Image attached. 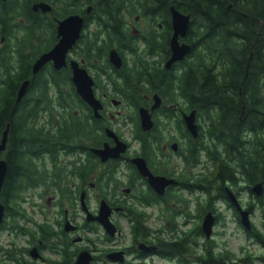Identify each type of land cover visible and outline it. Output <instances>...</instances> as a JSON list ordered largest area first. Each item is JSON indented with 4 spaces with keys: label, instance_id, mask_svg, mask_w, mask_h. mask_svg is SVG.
I'll return each mask as SVG.
<instances>
[{
    "label": "flooded vegetation",
    "instance_id": "flooded-vegetation-1",
    "mask_svg": "<svg viewBox=\"0 0 264 264\" xmlns=\"http://www.w3.org/2000/svg\"><path fill=\"white\" fill-rule=\"evenodd\" d=\"M41 2L48 3L50 8L43 10L37 6ZM171 4L166 6L165 12L155 10L152 13L139 9L129 13L127 7L131 6L121 4L118 15L123 34L118 40L113 33H107L105 16L96 0H0V51L13 54L22 38L24 52L32 57L27 68L29 75L22 79H29V83L20 100L28 101L29 98L32 103L37 102L39 108L33 123L45 125L40 119L46 109L43 97H40V84L35 85L32 80L35 81L46 68H53L65 73L70 89L80 98L81 101L73 102L72 112L76 116L86 114L88 128L85 137L76 133L72 150H24L19 161L20 171L11 178L13 150H6L7 143L5 149L0 150V159H4L7 165L0 193L8 177L12 185L7 201L0 196L4 206L0 220V264H73L82 251L89 253L90 264H157L156 258L170 260L173 264H192L196 258L187 248L174 253L171 247L158 242L159 236L172 237L173 227L178 232L188 230L189 227L179 226L175 219L182 217L181 224L187 223L188 216L197 217L201 230L195 254L200 255L199 263L209 245L214 253L229 255L231 264H247L242 258L250 254L246 249L238 254L228 247L217 246L220 242L213 238L217 231L214 225L224 219L222 227L225 232L229 219L225 211L228 210L235 228L241 227L246 238L257 240L251 219L257 204L253 205L251 196H261L264 185L262 182L263 191L259 195L251 190L253 183L248 189L243 180L240 186L226 181L223 195L216 183L208 189L204 185L190 186L194 171L203 174L205 166L210 165L205 150H198L199 157L192 166L193 173H190V137H198L204 130L205 121L196 107H189L184 90L190 86L194 90L200 88L202 74L197 70L191 82L187 78L192 68L201 65L202 47L195 40L198 22L190 12L174 4L181 12L189 13L186 33L177 37L179 43L189 44V49L182 58L167 65L172 54ZM100 5L110 7V14L115 15V4ZM124 12L128 16L138 13L131 21ZM69 14H78L83 21L79 35L66 52V64L55 68L52 60H48L32 73L33 62L59 39L58 20ZM28 15L39 16L42 20H28ZM141 19L143 24L139 23ZM45 34L51 43L40 50L42 43L35 35H41L42 39ZM28 37L32 38L31 42ZM193 37L194 41L191 40ZM112 50L119 58L112 59ZM71 59L77 61L92 80L93 93L101 104L96 114L93 106L77 92L72 79ZM49 84L54 91L64 87L61 82L56 85L51 78ZM34 85L30 94L29 88ZM155 94L159 100L152 107ZM123 105L131 108L126 114H121ZM140 108L147 109L150 115L152 123L147 128L142 125ZM191 111L194 112L196 135L190 131L185 119ZM117 143L124 148L115 156L102 157L95 150ZM135 157L143 159L140 163L144 161L152 175L173 180L165 184L162 193L150 184L148 174L141 172ZM226 187L235 193L241 207L248 210L250 229L243 226L239 209L229 199ZM242 190L250 199L245 201L239 196ZM208 194L212 197L209 206L206 205ZM208 211L214 216L209 237L202 229V220ZM100 215L108 217L109 226L105 227L97 219ZM235 228L231 231L234 232ZM141 242L144 248L139 246ZM148 246L151 248L146 249ZM262 249L259 254L264 253Z\"/></svg>",
    "mask_w": 264,
    "mask_h": 264
},
{
    "label": "trees",
    "instance_id": "trees-1",
    "mask_svg": "<svg viewBox=\"0 0 264 264\" xmlns=\"http://www.w3.org/2000/svg\"><path fill=\"white\" fill-rule=\"evenodd\" d=\"M96 3L105 16L107 33H113L118 40L123 34L118 15L121 4L131 6L127 7L129 13L136 9L152 13L155 10L165 12L166 6L173 3L192 14L198 22L195 40L202 47L201 65L192 68L187 80L191 82L199 72L202 81L198 90L190 86L184 93L188 96L189 107H196L204 116L205 126L196 139L190 137V173L199 157L198 150H205L210 165L205 166L203 174L194 171L190 186L204 185L208 189L216 183L223 195L226 181L238 183L243 180L248 189L258 180L264 185V0H96ZM101 3L115 4V15L110 14V7ZM28 20L41 21L42 18L28 15ZM44 28L48 29L47 26ZM46 34L42 39L41 35H35L42 43L40 50L51 43ZM28 39L32 41L31 37ZM21 40L13 54L0 51V136L9 123L6 150H13L14 155L10 178L20 171L19 161L24 150H72L76 133L84 137L88 133L86 114L76 116L72 112L73 102L80 98L70 89L62 70L46 68L35 81L32 80L41 87L40 97H43L46 109L45 125L33 123L39 108L37 102L32 103L29 98L28 101L15 100L16 88L29 75L27 68L32 60L24 52ZM191 40L194 41V37ZM50 78L56 85L61 82L64 88L54 91L49 84ZM35 85L29 88L30 94ZM11 188L8 177L0 193L4 201L8 200ZM256 199L264 201V192ZM211 201L208 194L206 205L209 206ZM196 208L199 209L198 202ZM254 233L264 248V232L254 225ZM171 235L168 239L159 236L158 242L171 247L174 253L187 248L196 258L192 264H231L229 255L214 253L209 245L199 263L200 255H195L201 235L197 222L185 232H178L173 227ZM242 258L247 264H255L256 259L264 262V253L246 254Z\"/></svg>",
    "mask_w": 264,
    "mask_h": 264
},
{
    "label": "water",
    "instance_id": "water-1",
    "mask_svg": "<svg viewBox=\"0 0 264 264\" xmlns=\"http://www.w3.org/2000/svg\"><path fill=\"white\" fill-rule=\"evenodd\" d=\"M37 6H41L43 10L49 9L50 5L45 2H41L37 4ZM170 11H171V23L173 27V34L171 37V49L172 54L170 58L167 60V65H169L173 60L182 58L183 54L186 53L189 49V44L186 43H179L178 41V35H184L186 33V29L188 27L189 23V13H183L180 10H178L174 4L170 5ZM82 17L78 14H69L66 17L59 19L57 24V35L59 36L58 41L48 50L43 51L37 59L32 64V73H35L46 61L52 60L53 66L55 68H60L63 65L66 64V52L69 47L72 46V44L75 42V39L79 35L80 26L82 24ZM112 59L119 58L117 55V52L115 50L111 51ZM70 65L72 67L73 75L72 79L76 83L77 86V92L79 95L87 101L89 104L93 106L94 113H97V108L101 106L99 100L95 97L93 90H92V80L89 77V75L86 73L85 69L78 66L77 61L71 59ZM29 79H24L19 84L17 90H16V96L15 100H20L23 95L25 94L26 88L28 86ZM155 103L152 105V107L156 106L158 104L159 97L155 94L154 95ZM141 113V122L143 127L147 128L151 125L152 121L150 119V115L145 108H140ZM186 122L188 124V127L190 131L196 135L197 129L196 125L194 124V112L191 111L189 114L185 115ZM8 129H9V123L6 124V126L3 128L0 136V150L5 149L7 139H8ZM124 148L123 145H120L117 143L116 145L112 147L105 146L101 149H95L98 150L100 154H102V157H107L109 155L115 156L119 153L120 150ZM109 150V151H106ZM104 151V152H103ZM139 157H135L134 161L137 163V166L141 170L143 174H148V180L150 184L157 190L158 193H162L164 186L166 183L172 182L171 179H166L163 176H155L152 175L146 165L145 162L140 163ZM6 161L4 159H0V188L4 179V175L6 172ZM227 194L229 199L237 205L239 212H240V219L243 224V226L246 229L251 228V221L248 214V210L243 209L238 201L237 196L235 193L229 188L226 187ZM251 190L259 195L263 191V185L262 181H257L251 185ZM3 204L0 202V220L3 215ZM97 219L103 223L105 227L109 226V219L108 217L104 216H97ZM214 224V216L211 211H208L202 220V229L207 237L211 235L212 229ZM140 247L144 248L145 245L143 242L139 244ZM151 247L148 246L146 249H150ZM87 251H82L78 258L75 260L73 264H90L89 259L90 256Z\"/></svg>",
    "mask_w": 264,
    "mask_h": 264
},
{
    "label": "rangeland",
    "instance_id": "rangeland-1",
    "mask_svg": "<svg viewBox=\"0 0 264 264\" xmlns=\"http://www.w3.org/2000/svg\"><path fill=\"white\" fill-rule=\"evenodd\" d=\"M137 13L138 12H135L131 16H128L126 12H124L123 14L125 15V17H127V19L134 21V17ZM140 21H141L139 22L140 24L144 23L143 19H141ZM110 107L113 108L112 105H110ZM120 110H121V114H126L131 110V108L127 105H123L120 107ZM45 120H46V114L44 113V116L41 117L40 119V123H43ZM241 182L242 181H239L238 184H236V186L238 185L240 186ZM243 184H244V181H243ZM239 196L245 201L248 198L250 199V197L244 190L239 192ZM251 198L253 199V202H257V205H255L253 208L251 219L254 222L255 226H257L259 230L264 232V201L261 202L260 200L256 199L254 194L251 196ZM222 206L223 205H220V207ZM225 212H226L225 215L229 217L225 225V232L223 231V227H222L223 225L222 221L224 222V219H221L219 222H216L214 225V229L217 231L216 233H214L213 238L215 239V242L217 243L220 242V245L217 244V246L218 247H223V246L228 247L230 250L237 252L238 254H240L242 251H244V249H246L248 252H250V254H252V256H256L257 254L262 252L263 251L262 245L254 238H251V239L246 238L241 227L235 228V223L231 219V216H232L231 213L228 210H226ZM175 219L179 223V226L183 228L190 227L197 221V217H191V216L189 217V220L187 221V223H182V224H181L182 217H176ZM151 221L152 223L154 222L153 219H151ZM231 228H235L234 232L231 231ZM220 231H222V233H217ZM241 246H243L244 248L241 249ZM156 263L157 264H173L172 262H170V260L168 261L166 259H161V258H156ZM254 263L264 264L259 259H256ZM140 264H152V263L143 262ZM241 264H244V263H241Z\"/></svg>",
    "mask_w": 264,
    "mask_h": 264
}]
</instances>
